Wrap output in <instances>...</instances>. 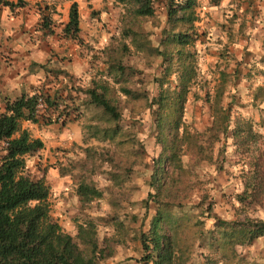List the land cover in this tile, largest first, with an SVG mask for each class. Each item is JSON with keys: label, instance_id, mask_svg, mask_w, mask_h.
I'll return each mask as SVG.
<instances>
[{"label": "trees", "instance_id": "1", "mask_svg": "<svg viewBox=\"0 0 264 264\" xmlns=\"http://www.w3.org/2000/svg\"><path fill=\"white\" fill-rule=\"evenodd\" d=\"M113 1L123 6L121 38L129 43L122 42L119 48L108 44L104 49L105 68L86 86L67 89L60 85L50 90L47 84L69 73L49 61H32L30 73L36 75L37 69L40 76L31 90L0 99V264H104L113 256V243L119 239L114 234L99 239L98 216L90 214L88 208L103 197L104 190L118 205L127 199H120L114 187L120 186L133 163L142 161L143 143L136 137L135 121L125 123L123 111L128 105L133 111L140 101L143 104L136 112H150L154 142L160 151L153 157L142 200L144 212L136 234L142 249L138 264H187L198 249L202 250L195 264H256L249 263L238 247L251 245L264 236V219L251 212L264 210V131L255 129L252 121L241 114L232 117L230 109L221 105L225 85L236 71H220L214 89L204 92L202 98L209 104L212 117L208 127L199 131L185 121L186 103L200 73L195 46L203 42L205 34L197 25L198 0ZM0 3L13 10L26 1ZM49 8L46 5L38 10V30L48 35L55 32ZM161 9L165 24L159 42L154 44L146 23L159 27ZM96 13L91 10V14ZM79 32L78 4L72 1L59 35L80 43ZM123 51H133L144 60L160 59L159 73L152 77L155 95L131 85L132 76L141 73V63L137 67L126 64ZM79 93L83 97L73 104ZM252 100L264 103L262 84L256 85ZM86 110L89 116L83 126V142L93 138L110 143L112 148L97 154L94 146H85V159L105 156L111 167L106 175L112 187L100 189L90 176L79 173L74 192L83 219L76 222L75 234H70L51 214L49 184L44 177L32 176L27 167L26 156L41 150L44 143L23 123L64 125L81 118ZM223 137L232 139L238 156L233 165L241 164L239 173L233 175L239 179L241 189L231 195L239 203L234 205L237 216L232 220L215 219L213 226L206 228L205 219L213 214L214 204L208 181L196 169L215 163V147ZM217 153H225L224 145L217 147ZM217 167L223 168L221 164ZM59 172L69 174L71 168L59 165ZM151 209L153 214L149 215ZM240 213L243 218H239ZM130 218L134 221L137 215L131 214ZM110 222L115 233L120 232L121 237L126 234L128 227L122 220L111 217Z\"/></svg>", "mask_w": 264, "mask_h": 264}, {"label": "rangeland", "instance_id": "2", "mask_svg": "<svg viewBox=\"0 0 264 264\" xmlns=\"http://www.w3.org/2000/svg\"><path fill=\"white\" fill-rule=\"evenodd\" d=\"M25 1L26 4L21 8L24 19L29 21L27 25L19 28L18 38L25 35L29 37V65L32 61L37 63L49 61L50 65L61 67L69 73V76L60 75L57 80L47 84L46 87H50V90L60 85L66 86L67 89L69 86L75 89L86 86L93 76L105 68L106 46L112 43L114 47L119 48L122 42L126 45L129 43L121 38L123 6L113 0ZM72 1L77 2L80 14V43L60 38L59 35L62 24L67 21L68 8ZM46 5L51 7L49 11H52L54 22L51 27H54L55 32L50 35L38 30L40 17L38 10H43ZM91 10L97 11L96 15L91 14ZM197 12L200 18L197 22L198 29L205 34L203 42L196 43L195 46L200 73L192 91L198 97L196 98L193 93L189 96L185 121L191 128L199 131L208 127L212 117L209 104L202 98L204 92L214 89L220 80V71H236L233 80L225 85L221 105L230 109L232 117L241 114L249 118L254 128L263 132L264 103L257 104L253 101L252 93L256 85L264 86V0H198ZM159 16L161 18L159 27L146 23L147 29L152 33L154 44L159 42L160 31L165 24L163 9L160 10ZM2 30L3 27L0 25V31ZM123 55L126 64L137 67L138 63H141L139 69L141 73L132 76L131 85L137 89H146L149 95H155L157 88L152 77L159 73L160 59L151 57L144 60L133 51L124 52ZM35 70L37 75L34 76H40V72ZM31 79L33 75L29 74V81H32ZM35 84L36 80L29 85V91ZM128 84L130 85V82ZM24 91L17 93V90H13L9 94L17 93L18 96ZM63 95H66V91ZM82 97V94H77L72 103H79ZM142 104L143 101L137 102L133 111L129 110L128 105L123 111L125 123L135 121L136 137L143 143L142 161L133 163L120 186L114 187V193L120 194V199L125 197L127 199L118 205L112 202L110 192L104 190L103 197L95 200L88 208L90 214L98 216L96 222L99 239L113 234L119 239V242L113 243V256L104 264H138L137 260L142 255L141 245L136 239L137 228L144 212L142 200L146 197L152 160L160 151V147L154 142L150 112L148 110L141 111L140 114L136 112ZM88 116L89 111L86 110L81 118L69 120L64 125L59 122L39 126L29 122L23 123V127L44 143L41 150L34 155L26 156L27 167L32 176L44 177L49 184L51 214L70 234H75L76 222L83 219V214H80L76 207L74 192L79 173L90 176L100 189H104L106 185L112 187L106 175V171L111 167L105 156H88L85 159V146H94L97 154L112 148L110 143H102L93 138L88 143L83 142V126ZM222 145L225 153L221 155L217 153V147ZM217 147L215 163L204 164L196 169L199 175L208 181L210 199L214 204L213 214L205 219L206 228L212 227L215 219H235L237 216L235 206L239 205L231 196L241 189L239 179L233 176L239 173L241 164L237 162L233 165L238 156L234 152L231 137H223ZM123 153L122 156L126 157L125 152ZM218 164L223 168L218 169ZM59 165L71 168V172L61 175ZM193 199L197 201L196 196ZM251 212L264 219L263 209ZM131 214L137 215V219L133 221L130 218ZM151 214L153 209L149 211V215ZM238 216L243 218V213ZM111 217H117L127 225L128 229L123 237L119 235L120 232H114ZM148 221L145 220V228ZM201 250H194L187 264L199 261L198 253ZM238 251L249 263L264 264V236L251 245L238 247Z\"/></svg>", "mask_w": 264, "mask_h": 264}, {"label": "crops", "instance_id": "3", "mask_svg": "<svg viewBox=\"0 0 264 264\" xmlns=\"http://www.w3.org/2000/svg\"><path fill=\"white\" fill-rule=\"evenodd\" d=\"M28 21L21 7L11 10L0 3V25L3 27L0 31V99L14 98L20 91H29V85L38 77L29 71V37L24 34L18 38L19 28ZM29 74L33 75L32 81H29ZM13 90L17 93L9 94Z\"/></svg>", "mask_w": 264, "mask_h": 264}]
</instances>
